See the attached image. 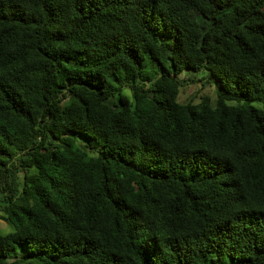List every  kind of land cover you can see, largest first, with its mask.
Wrapping results in <instances>:
<instances>
[{"label":"trees","instance_id":"16d2710c","mask_svg":"<svg viewBox=\"0 0 264 264\" xmlns=\"http://www.w3.org/2000/svg\"><path fill=\"white\" fill-rule=\"evenodd\" d=\"M0 219V264H264V0H0Z\"/></svg>","mask_w":264,"mask_h":264},{"label":"rangeland","instance_id":"374dc122","mask_svg":"<svg viewBox=\"0 0 264 264\" xmlns=\"http://www.w3.org/2000/svg\"><path fill=\"white\" fill-rule=\"evenodd\" d=\"M194 77V82H183L178 89L176 100L178 102H197L200 97H206L210 102L215 99L216 79L208 71L200 69L198 71L183 70L178 75V79ZM10 228L0 219V232H7Z\"/></svg>","mask_w":264,"mask_h":264}]
</instances>
